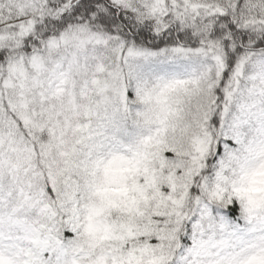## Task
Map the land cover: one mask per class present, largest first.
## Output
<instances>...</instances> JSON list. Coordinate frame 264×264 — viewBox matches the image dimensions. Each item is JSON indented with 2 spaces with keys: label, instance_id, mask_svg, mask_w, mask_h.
<instances>
[{
  "label": "snow or ice",
  "instance_id": "1",
  "mask_svg": "<svg viewBox=\"0 0 264 264\" xmlns=\"http://www.w3.org/2000/svg\"><path fill=\"white\" fill-rule=\"evenodd\" d=\"M0 264H264V0H0Z\"/></svg>",
  "mask_w": 264,
  "mask_h": 264
}]
</instances>
